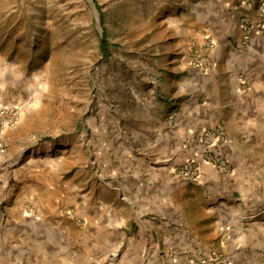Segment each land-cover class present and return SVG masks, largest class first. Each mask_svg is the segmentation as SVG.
<instances>
[{"label":"crops","instance_id":"obj_1","mask_svg":"<svg viewBox=\"0 0 264 264\" xmlns=\"http://www.w3.org/2000/svg\"><path fill=\"white\" fill-rule=\"evenodd\" d=\"M183 20L143 101L96 126L95 157L0 155V264H252L241 224L264 140V0H209ZM208 129L224 131L214 152L230 169L203 162L196 185L176 170L201 161Z\"/></svg>","mask_w":264,"mask_h":264},{"label":"rangeland","instance_id":"obj_2","mask_svg":"<svg viewBox=\"0 0 264 264\" xmlns=\"http://www.w3.org/2000/svg\"><path fill=\"white\" fill-rule=\"evenodd\" d=\"M201 2L209 0H0V111L21 110L0 133V155L79 163L85 149L95 157L96 126L111 128L118 105L143 101L173 28ZM253 166L241 229L255 250L252 264H264V140Z\"/></svg>","mask_w":264,"mask_h":264},{"label":"built area","instance_id":"obj_3","mask_svg":"<svg viewBox=\"0 0 264 264\" xmlns=\"http://www.w3.org/2000/svg\"><path fill=\"white\" fill-rule=\"evenodd\" d=\"M21 117V110L18 108L3 109L0 111V133L9 127L16 125ZM226 142V135L221 129H208L204 131L201 143L203 145L202 158H190L186 163L176 170V175L182 180L193 183H202L201 164L210 163L217 166L221 171L227 172L230 164L222 156L215 154V149Z\"/></svg>","mask_w":264,"mask_h":264},{"label":"trees","instance_id":"obj_4","mask_svg":"<svg viewBox=\"0 0 264 264\" xmlns=\"http://www.w3.org/2000/svg\"><path fill=\"white\" fill-rule=\"evenodd\" d=\"M97 8L100 11V6L98 4H97ZM100 14H101V22L103 23L104 15H103V13H101V11H100ZM103 30H104V32H103V36H102V39L100 42V50H101L103 59L108 60V58L111 55L110 44H109V40H108L107 30L105 28H103Z\"/></svg>","mask_w":264,"mask_h":264}]
</instances>
